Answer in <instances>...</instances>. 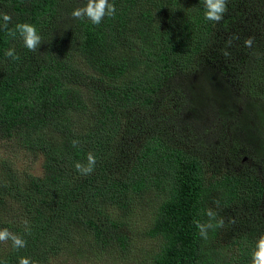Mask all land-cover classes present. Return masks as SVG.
<instances>
[{
    "label": "trees",
    "instance_id": "1",
    "mask_svg": "<svg viewBox=\"0 0 264 264\" xmlns=\"http://www.w3.org/2000/svg\"><path fill=\"white\" fill-rule=\"evenodd\" d=\"M86 2L0 0V24L9 14L8 29L42 38L31 52L0 28V143L42 161L39 176L0 157V229L27 241L0 242V264H251L264 235V0H228L219 23L202 0H109L100 25L73 19ZM208 208L224 226L204 239L194 221Z\"/></svg>",
    "mask_w": 264,
    "mask_h": 264
},
{
    "label": "clouds",
    "instance_id": "2",
    "mask_svg": "<svg viewBox=\"0 0 264 264\" xmlns=\"http://www.w3.org/2000/svg\"><path fill=\"white\" fill-rule=\"evenodd\" d=\"M204 9H205V19L207 21L219 23L224 14L228 10V0H202ZM116 14V7L114 4L109 3V0H87L86 4L83 7L76 8L72 11L71 15L73 19L84 20L87 18L92 24L100 25L105 17H114ZM3 24H0V28L7 30V35L15 38L17 33L23 39L24 46L31 52H36L39 46L42 43L41 35L38 33L35 25L30 23H17L14 29H8V25L12 20V17L9 14L2 15ZM254 37H248L245 39V47L251 48L253 45ZM231 43V40L228 42ZM7 57L12 58L13 60L19 59L15 54L14 49L7 50L5 52ZM223 55H230L227 51L223 52ZM79 145L78 140L72 141V146L77 147ZM96 157L89 152L87 155V164H81L77 162L75 164V169L82 175H90L95 168ZM217 206L219 202L217 201ZM205 214L209 218L207 223H201L199 220L194 221L196 227L199 231V235L204 239L208 237V230L215 227H223L224 220L220 219L215 224L213 221L216 220L217 213L212 209L208 208L205 211ZM231 222H235L234 220ZM26 225V231L30 233V228H27L28 222H24ZM11 240L12 247L16 250L24 248L27 246V241L24 240L21 236H18L10 232L7 228L0 229V242H7ZM18 264H35L28 257H20ZM251 264H264V235H262L256 242L255 251L252 253Z\"/></svg>",
    "mask_w": 264,
    "mask_h": 264
},
{
    "label": "rangeland",
    "instance_id": "3",
    "mask_svg": "<svg viewBox=\"0 0 264 264\" xmlns=\"http://www.w3.org/2000/svg\"><path fill=\"white\" fill-rule=\"evenodd\" d=\"M13 150L8 147L6 144L0 143V157L9 158V160L14 164V166L19 171H25L29 173H33L35 175L42 174V161L41 160H34L30 158L27 154H23L20 151H10ZM53 264V263H52ZM55 264H88L85 261L76 262V261H69L66 262L63 259H58L55 261Z\"/></svg>",
    "mask_w": 264,
    "mask_h": 264
}]
</instances>
